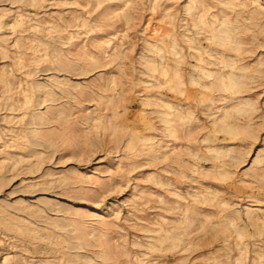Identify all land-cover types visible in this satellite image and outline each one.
I'll return each instance as SVG.
<instances>
[{"label": "rangeland", "instance_id": "rangeland-1", "mask_svg": "<svg viewBox=\"0 0 264 264\" xmlns=\"http://www.w3.org/2000/svg\"><path fill=\"white\" fill-rule=\"evenodd\" d=\"M0 264H264V0H0Z\"/></svg>", "mask_w": 264, "mask_h": 264}, {"label": "bare ground", "instance_id": "bare-ground-1", "mask_svg": "<svg viewBox=\"0 0 264 264\" xmlns=\"http://www.w3.org/2000/svg\"><path fill=\"white\" fill-rule=\"evenodd\" d=\"M231 136H233L234 134H230Z\"/></svg>", "mask_w": 264, "mask_h": 264}]
</instances>
